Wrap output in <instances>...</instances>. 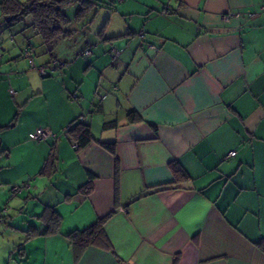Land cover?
<instances>
[{"label":"crops","instance_id":"1","mask_svg":"<svg viewBox=\"0 0 264 264\" xmlns=\"http://www.w3.org/2000/svg\"><path fill=\"white\" fill-rule=\"evenodd\" d=\"M92 1L87 33L108 16L80 46L0 15V264H264V0ZM100 220L106 243L76 256L67 236Z\"/></svg>","mask_w":264,"mask_h":264},{"label":"trees","instance_id":"2","mask_svg":"<svg viewBox=\"0 0 264 264\" xmlns=\"http://www.w3.org/2000/svg\"><path fill=\"white\" fill-rule=\"evenodd\" d=\"M74 5L77 9L71 20L67 17L65 9ZM96 5V2H93L92 0H30L26 3L19 0H0V15L4 19L7 27H13L29 18L31 21L30 27L34 30L35 34L41 39L43 45L50 47L60 38L67 39L72 37L74 32L68 29L71 23L85 21L90 13L94 11ZM88 24H91V21L86 23V25ZM101 34L102 33L99 32L98 36L103 41ZM84 45L85 48L82 52L88 50L92 53L93 45L88 42ZM81 55L84 56L83 54ZM52 62L57 63L59 66L57 69L61 68V64H59L58 61L51 60L50 64ZM41 67L44 68L46 66ZM48 76H50V74ZM68 131L72 134V141L76 144L78 149L85 148L92 141L89 127L85 124L78 123L74 127L70 126V130ZM102 146L109 153H115L113 143L102 144ZM170 167L176 175V181L183 180L184 178L187 179L186 174L182 168L179 167L178 163H173ZM90 190L91 181H88L85 185L79 188V191L86 192L87 194ZM41 218H48L47 233L55 234L58 230L59 218L53 208H47L43 212ZM103 224L104 220H100L86 230L72 232L67 236L76 256H78L85 248L94 245L99 240L106 243ZM256 246L262 253H264V240L257 242Z\"/></svg>","mask_w":264,"mask_h":264},{"label":"built area","instance_id":"3","mask_svg":"<svg viewBox=\"0 0 264 264\" xmlns=\"http://www.w3.org/2000/svg\"><path fill=\"white\" fill-rule=\"evenodd\" d=\"M261 10H264V6L261 7ZM240 14L239 13H227L226 15L223 16V19L225 21H229V19L231 17H239ZM24 57L29 58L30 57V53L27 50H24L23 53ZM82 54L84 56H89L91 53L88 50H85L84 52H82ZM32 65V64H31ZM33 67V65H32ZM59 66L57 65L56 62H52L50 65L46 66V67H40L39 73L41 76L45 77L48 76L49 74L53 73L55 71L56 68H58ZM14 94V92H13ZM70 130V127L65 129L63 131L66 132ZM59 137V134L54 133L52 131H50L48 128H38L36 129L34 132L29 134V140L32 142H45L47 140H52V141H56ZM235 156V152H230L228 154V158H232ZM28 183H23L21 185H12L9 188V191L12 195H17L20 194L23 190H26L28 188ZM2 219V213L0 214V221Z\"/></svg>","mask_w":264,"mask_h":264},{"label":"rangeland","instance_id":"4","mask_svg":"<svg viewBox=\"0 0 264 264\" xmlns=\"http://www.w3.org/2000/svg\"><path fill=\"white\" fill-rule=\"evenodd\" d=\"M74 12H75V7L74 6H71V7L65 9V13H66L67 17L70 18V19L73 18ZM107 16H108V13L107 14H105V13L101 14L100 15V18H98L96 20L93 28L95 29L96 26L99 25ZM82 26L86 28V26L84 25V23H80L79 24V23L72 22L71 25H70V28L71 27H75L73 29L74 31H76L74 40H78V42H77V45L78 46H80L81 43H82V35L83 34L84 35L86 34L85 35V39H88L87 41L93 40L94 37H95V32H92L94 30L93 28L89 31V33H87ZM98 30H99V28H98ZM15 36H16V39L17 40H19L20 38H22V36L20 35V33L19 34H16ZM86 36H87V38H86ZM31 44H32V46L35 47V42L32 41ZM80 58L83 59V60H85L84 57H80ZM33 60L36 62V58L35 57H33ZM51 75H53V74H50V76ZM9 194H10V192H9ZM3 226H4V224H2V226L0 225V228L2 229Z\"/></svg>","mask_w":264,"mask_h":264}]
</instances>
